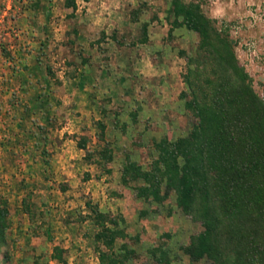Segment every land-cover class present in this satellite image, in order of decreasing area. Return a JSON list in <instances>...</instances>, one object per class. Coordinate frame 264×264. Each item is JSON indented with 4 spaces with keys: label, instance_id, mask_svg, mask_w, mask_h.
<instances>
[{
    "label": "rangeland",
    "instance_id": "1",
    "mask_svg": "<svg viewBox=\"0 0 264 264\" xmlns=\"http://www.w3.org/2000/svg\"><path fill=\"white\" fill-rule=\"evenodd\" d=\"M180 1L225 30L264 98V0ZM74 2L0 0V264H210L184 253L202 228L175 195L141 198L124 174L190 133L198 35L173 0Z\"/></svg>",
    "mask_w": 264,
    "mask_h": 264
},
{
    "label": "trees",
    "instance_id": "2",
    "mask_svg": "<svg viewBox=\"0 0 264 264\" xmlns=\"http://www.w3.org/2000/svg\"><path fill=\"white\" fill-rule=\"evenodd\" d=\"M172 13L199 38L200 55L189 60L182 93L195 123L185 137L155 144L150 170L129 163L124 174L143 181L141 198L161 203L174 194L178 208L200 224L184 248L192 261L264 264V98L225 30L198 5L173 0Z\"/></svg>",
    "mask_w": 264,
    "mask_h": 264
}]
</instances>
